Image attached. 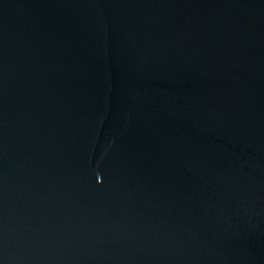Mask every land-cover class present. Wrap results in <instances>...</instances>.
Segmentation results:
<instances>
[{
    "label": "water",
    "instance_id": "1",
    "mask_svg": "<svg viewBox=\"0 0 264 264\" xmlns=\"http://www.w3.org/2000/svg\"><path fill=\"white\" fill-rule=\"evenodd\" d=\"M0 264H264V0H0Z\"/></svg>",
    "mask_w": 264,
    "mask_h": 264
}]
</instances>
